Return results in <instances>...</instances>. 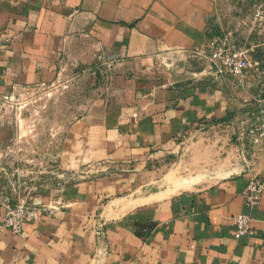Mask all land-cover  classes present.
Returning <instances> with one entry per match:
<instances>
[{"label":"crops","instance_id":"obj_1","mask_svg":"<svg viewBox=\"0 0 264 264\" xmlns=\"http://www.w3.org/2000/svg\"><path fill=\"white\" fill-rule=\"evenodd\" d=\"M221 14L215 0H0L2 80L94 81L55 152L61 206L14 233L0 204V264H264V191L256 207L243 195L256 174L197 152V123L254 95L251 72L215 71V35L241 47ZM173 158L203 172L179 176ZM237 213L252 217L241 237Z\"/></svg>","mask_w":264,"mask_h":264},{"label":"rangeland","instance_id":"obj_2","mask_svg":"<svg viewBox=\"0 0 264 264\" xmlns=\"http://www.w3.org/2000/svg\"><path fill=\"white\" fill-rule=\"evenodd\" d=\"M215 2L223 14L222 24L231 31L230 37L252 61L249 86L254 95H247L249 104L240 113L233 111L226 118L197 123V152L204 154V169L213 161H228L264 176V0ZM222 24H218L221 29ZM221 37L223 34L215 35L214 40ZM231 77L235 82L239 80ZM93 83L89 78H75L17 85L0 76V204L56 198L65 173L55 152L63 132L88 108ZM168 164L178 165L179 176L203 172L192 170L188 158H173Z\"/></svg>","mask_w":264,"mask_h":264},{"label":"built area","instance_id":"obj_3","mask_svg":"<svg viewBox=\"0 0 264 264\" xmlns=\"http://www.w3.org/2000/svg\"><path fill=\"white\" fill-rule=\"evenodd\" d=\"M215 71L218 74L244 79L251 71L252 61L247 51L228 42L226 39L213 41L211 49ZM137 116V113H135ZM264 191V176H253L243 189L245 202L249 207H256L261 201ZM59 197L43 202L41 199H19L5 204L6 210L2 218L3 228L14 233H20L26 222L38 221L43 213H53L61 206ZM236 235L241 237L252 229V217L247 213H237L233 216Z\"/></svg>","mask_w":264,"mask_h":264},{"label":"bare ground","instance_id":"obj_4","mask_svg":"<svg viewBox=\"0 0 264 264\" xmlns=\"http://www.w3.org/2000/svg\"><path fill=\"white\" fill-rule=\"evenodd\" d=\"M178 166V165H177ZM174 168V167H173ZM175 168H176V165H175ZM175 168H174V170H175ZM177 169V168H176ZM173 170V169H172ZM175 175V174H174ZM172 176H173V174H172ZM171 175H170V179L172 180L173 179V177H172ZM166 179V178H165ZM169 178L167 179V180H170ZM149 185V184H148ZM181 185V184H180ZM180 185L179 186H175L174 188H172L171 190H170V192H172V193H174L175 191H178L179 190V188H180ZM182 186V185H181ZM146 187H147V185H146ZM149 188V187H148ZM154 189V188H153ZM167 190V189H166ZM150 193V192H149ZM131 197V196H130ZM128 199V198H127ZM132 202V201H131Z\"/></svg>","mask_w":264,"mask_h":264}]
</instances>
